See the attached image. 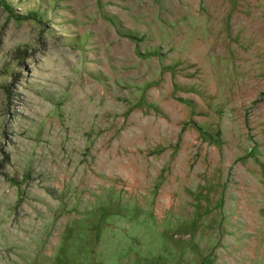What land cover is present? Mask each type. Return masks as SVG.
I'll return each mask as SVG.
<instances>
[{
    "label": "rangeland",
    "instance_id": "374dc122",
    "mask_svg": "<svg viewBox=\"0 0 264 264\" xmlns=\"http://www.w3.org/2000/svg\"><path fill=\"white\" fill-rule=\"evenodd\" d=\"M0 264H264V0H0Z\"/></svg>",
    "mask_w": 264,
    "mask_h": 264
}]
</instances>
